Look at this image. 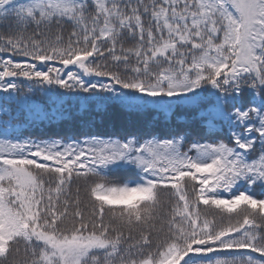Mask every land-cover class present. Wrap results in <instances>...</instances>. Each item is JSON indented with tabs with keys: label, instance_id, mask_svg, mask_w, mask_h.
<instances>
[{
	"label": "snow or ice",
	"instance_id": "obj_1",
	"mask_svg": "<svg viewBox=\"0 0 264 264\" xmlns=\"http://www.w3.org/2000/svg\"><path fill=\"white\" fill-rule=\"evenodd\" d=\"M0 264H264V0H0Z\"/></svg>",
	"mask_w": 264,
	"mask_h": 264
},
{
	"label": "trees",
	"instance_id": "obj_2",
	"mask_svg": "<svg viewBox=\"0 0 264 264\" xmlns=\"http://www.w3.org/2000/svg\"><path fill=\"white\" fill-rule=\"evenodd\" d=\"M70 67H72V66H70ZM74 70H75V69H74ZM105 119H106V123H105V125H104V128H105L106 130H110V129L108 128V126H107V121H108L109 118L106 117ZM112 119H114L117 123H119V122L123 119V117H121V116H119V115L117 114V115H115L114 117H112ZM36 135L39 136V137H41V138H43V134H41V133H39V132H37Z\"/></svg>",
	"mask_w": 264,
	"mask_h": 264
}]
</instances>
